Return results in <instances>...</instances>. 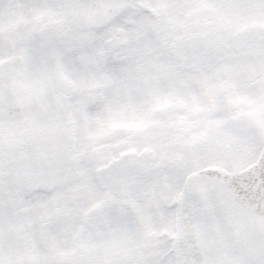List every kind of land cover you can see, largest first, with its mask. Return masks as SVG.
I'll return each instance as SVG.
<instances>
[{"label":"snow or ice","instance_id":"snow-or-ice-1","mask_svg":"<svg viewBox=\"0 0 264 264\" xmlns=\"http://www.w3.org/2000/svg\"><path fill=\"white\" fill-rule=\"evenodd\" d=\"M0 264H264V0H0Z\"/></svg>","mask_w":264,"mask_h":264}]
</instances>
